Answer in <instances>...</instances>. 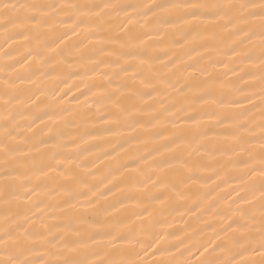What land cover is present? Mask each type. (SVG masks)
Segmentation results:
<instances>
[{
	"label": "snow or ice",
	"instance_id": "obj_1",
	"mask_svg": "<svg viewBox=\"0 0 264 264\" xmlns=\"http://www.w3.org/2000/svg\"><path fill=\"white\" fill-rule=\"evenodd\" d=\"M0 37V264H264V0H0ZM77 63L89 103L36 114L42 77ZM94 149L114 203L86 178ZM213 177L240 181L228 223L169 247L158 213L213 207Z\"/></svg>",
	"mask_w": 264,
	"mask_h": 264
},
{
	"label": "bare ground",
	"instance_id": "obj_2",
	"mask_svg": "<svg viewBox=\"0 0 264 264\" xmlns=\"http://www.w3.org/2000/svg\"><path fill=\"white\" fill-rule=\"evenodd\" d=\"M74 2H85V0H74ZM86 2H99V0H86ZM114 2L135 4L141 2V0H114ZM73 40H75V37H73ZM2 44L3 39L0 37V45ZM13 48L16 50L18 57L22 58L24 55V49L18 47L17 45H13ZM7 62L11 64L14 61L8 60ZM4 63L5 58L3 57V49H0V80L3 78ZM88 67L89 74H91V66L89 65ZM17 68H20V66L17 65ZM20 71L26 75L28 74V70L26 68H20ZM215 71L223 73L227 71V69L218 65ZM228 75L235 80L232 73L229 72ZM90 83H92V81H90L88 76L85 75L84 68L80 64H74L72 67H68L66 65L58 67L52 75L42 77L39 86L47 93V96H41L40 100L36 101V103L40 104V111L36 114L39 115L42 114L43 111H49L53 114V116H55L58 114L59 107L78 108L79 105H77L74 96L78 97L79 100L83 101L85 104L89 103V101L85 100L84 96L80 95V91L78 89L86 91V89H84V85ZM25 87H27V85H25ZM53 93L57 96H63L67 103H60L54 100L52 98ZM95 111L96 109L94 108L93 112ZM53 123L54 121L49 120L48 117H45L44 124H40V122L37 121V124H39L37 132L41 138L48 140L49 145L52 143V141L48 139L51 135L49 129L53 127ZM69 148H71V145H69ZM94 151L96 152V155L88 156L87 158V164L89 165L87 171L91 173L98 172V176L94 178L92 175H88L86 178L90 183L97 184L101 191L107 193L105 183H108V180L110 179L108 177L109 168L114 165L111 160L103 156L102 151L99 149H94ZM97 155L100 156L101 159H97ZM96 165H99L98 169ZM101 180L105 181V183H101ZM201 185H203V181L201 182ZM201 185H198L197 187L201 189V194L204 192L210 193L208 199L211 201L213 207H208L207 203H205L204 207L206 210L203 212H201L199 208L194 211H188V209L192 207L193 202L191 200L187 202L180 200L173 202L171 206L163 207V209L158 213L154 230L157 233L162 232L169 236L167 242L169 247L174 244H180V240H184V244L180 245V249L183 250L190 244L189 237L194 231L198 233L199 237L207 239V237L211 235L214 230H219L223 227V225L228 223L229 218L227 217V214L217 215L216 213L218 211L223 212V210L227 207L228 201L237 197V192L233 191V188H239L240 181L238 179H233L231 183H226L223 179L213 177L212 179L207 180V186L201 187ZM108 186L110 187L111 185L109 184ZM113 191H115V189H113ZM240 191L242 194L243 189L241 188ZM107 195L108 201L112 203L119 198V196L113 197L110 193H107ZM189 195H191V193H189ZM130 207H132V204H130ZM154 207L156 209H161L159 202H154ZM126 215L129 217L131 216L130 213H127ZM131 218L135 221L136 226L144 223L142 219H136L135 217ZM153 247H155V245ZM172 251L179 256V253L175 248H173ZM193 252H195V249H193ZM151 253L152 249H148V252H142V255L138 257V259L144 260L148 262V264H154V262L160 259L170 258L168 256H162L160 253H157L156 255H152ZM182 258L192 260L197 259V257L193 256L191 253H186V255Z\"/></svg>",
	"mask_w": 264,
	"mask_h": 264
}]
</instances>
